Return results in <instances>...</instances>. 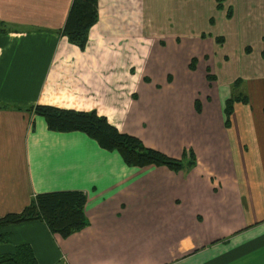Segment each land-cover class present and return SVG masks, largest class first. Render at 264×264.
<instances>
[{"label":"crops","instance_id":"obj_1","mask_svg":"<svg viewBox=\"0 0 264 264\" xmlns=\"http://www.w3.org/2000/svg\"><path fill=\"white\" fill-rule=\"evenodd\" d=\"M72 3L0 0V219L38 194L80 191L88 225L66 238L40 221L14 225L0 253L28 245L39 264H264V0H99L85 48L61 33ZM193 44L209 46L195 54L202 74L193 54L179 71ZM37 105L96 111L171 158L193 151L195 164L129 167L86 134L18 110Z\"/></svg>","mask_w":264,"mask_h":264},{"label":"trees","instance_id":"obj_2","mask_svg":"<svg viewBox=\"0 0 264 264\" xmlns=\"http://www.w3.org/2000/svg\"><path fill=\"white\" fill-rule=\"evenodd\" d=\"M219 2L223 0H218ZM218 8H223L222 4ZM99 20V0H73L62 35L85 48L90 30ZM241 83L237 81L236 85ZM240 96H233L226 103V123L230 124L233 108ZM45 119L48 129L59 133L81 132L95 140L109 152H118L129 167L166 166L174 171L194 166V153L190 151L180 160L145 146L136 136L120 132L106 117L96 111H77L49 105L21 108ZM86 195L80 191H60L36 195L31 203L17 214H8L0 219V245L6 244V230L11 226L40 221L51 234L69 237L88 225L85 207ZM0 264H39L34 251L28 245H19L11 252L0 253Z\"/></svg>","mask_w":264,"mask_h":264},{"label":"rangeland","instance_id":"obj_3","mask_svg":"<svg viewBox=\"0 0 264 264\" xmlns=\"http://www.w3.org/2000/svg\"><path fill=\"white\" fill-rule=\"evenodd\" d=\"M230 46H233L232 45V42L229 44ZM230 46H229V49H230ZM203 48H208L209 49V46L208 45H205V46H203V45H201V44H193V45H184L183 47H182V49L180 50V63H179V71H180V67H181V63L182 62H184L185 61V66H187V64L189 63V61H187V59L188 58H190L189 56L191 55V54H193L194 56V58L192 59V62H194V68L195 69H197L198 67H199V61H198V59L195 57V54H196V52L197 51H199L200 49H203ZM230 53H233L234 54V52H232V51H230ZM234 63V62H233ZM218 64V63H217ZM216 64V65H217ZM184 66V67H185ZM181 72V71H180ZM202 72H204V67H203V65H201L200 67H199V70H198V74H202ZM228 72L230 73L231 72V70L230 69H228ZM215 74L219 77V83L220 84H224L225 82H227L228 81V79L224 76V72L222 71V69H221V66L219 67H217V69H216V71H215ZM214 74V75H215ZM214 79H216V76H215V78ZM213 79V80H214ZM196 82L199 84L200 83V79H197L196 80Z\"/></svg>","mask_w":264,"mask_h":264}]
</instances>
